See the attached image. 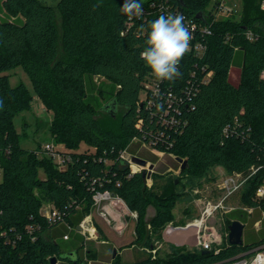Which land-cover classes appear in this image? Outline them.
Returning a JSON list of instances; mask_svg holds the SVG:
<instances>
[{
    "label": "trees",
    "instance_id": "16d2710c",
    "mask_svg": "<svg viewBox=\"0 0 264 264\" xmlns=\"http://www.w3.org/2000/svg\"><path fill=\"white\" fill-rule=\"evenodd\" d=\"M262 1L241 0L239 16L212 21L211 16L206 18L212 0H141L139 18L120 12L123 0H59L55 6L40 0H0V233H5L0 236V264H51L53 258L82 264L83 238L75 229L89 213L93 195L105 191L136 214L135 244L152 246L148 229H162L171 220L177 183L168 179L154 192L146 177L131 173L119 155L134 138L148 142L161 134L156 148L186 160L178 174L187 180L201 179L213 167L246 174L263 165ZM96 4L100 6L94 9ZM199 12L204 13L203 20L195 17ZM168 14H181L211 30L206 54L201 59L186 54L179 65L182 76L168 81L177 92L188 84L192 70L197 78L201 67L212 73L186 99L188 104L181 105L178 132L166 129L159 117H151L138 104L150 73L139 55L146 39L140 26ZM246 30L256 39L248 41ZM16 67L27 74L34 95L53 114L47 131L54 143L69 151L63 168L46 155L21 147L28 124L18 133L13 119L31 109L33 97L23 83L10 84L7 72ZM233 69L238 76L235 84L229 80ZM120 109L124 112L118 115ZM81 145L91 151L79 152ZM263 177L260 168L244 185L240 201L264 213V199H253ZM43 204L61 212L64 222L50 224L39 213ZM149 205L155 212L145 221ZM28 225L38 229L29 234ZM67 232L76 240L71 245L76 261L61 258L66 253L57 239ZM258 234L257 241L250 236L240 246L225 244L218 254L197 250L180 258L147 255L110 264H215L264 243V222ZM15 235L20 238L10 242ZM87 253L89 259L95 258V253Z\"/></svg>",
    "mask_w": 264,
    "mask_h": 264
},
{
    "label": "rangeland",
    "instance_id": "374dc122",
    "mask_svg": "<svg viewBox=\"0 0 264 264\" xmlns=\"http://www.w3.org/2000/svg\"><path fill=\"white\" fill-rule=\"evenodd\" d=\"M40 1L47 5L55 6L59 0ZM225 7L231 9L234 15L239 16L242 11V2L241 0H225ZM261 9H264L263 1L261 3ZM57 19L59 22L58 16ZM7 74L9 75V81L12 86H16L19 82L23 83L29 94L33 97L31 109L20 113L13 119L14 128L18 133L22 132L24 123L28 124L25 130L26 135L25 137H21L20 140L21 147L28 151L37 152L39 156H41L39 151L45 144H52L54 151L61 156L63 155L62 153L69 152L62 146H58L49 137L47 128L53 114L50 110L44 109L38 101V103L36 102L34 91L27 74L21 67H16L8 71ZM237 78V72L233 69L230 72L229 80L235 84ZM122 112H124V109H120L118 115ZM78 151H91V149H88L85 145H81ZM126 153V159L129 158V155L133 154L145 160L148 165H152L151 174H156L157 177L150 178L148 185H150L154 192H159L168 179H175L177 183L174 187L175 198L171 211V220L162 229H148V235L152 240V245L158 247L155 256L160 259H168L170 257L180 258L182 254H190L197 251V248H193L194 237L192 229L182 231V229L173 228H184L192 222L198 216L205 201L214 203L218 200L217 184L220 178L224 177L227 172L220 167H213L203 178L187 180L179 178L178 172L181 163H178L172 156L153 154L147 147L139 143H133ZM40 175L42 177V174ZM240 193L235 194L225 204L227 208H235L236 210L233 209L231 212L223 215L217 213L210 219V223L220 232L224 233L230 222L239 221L245 225L242 235L243 241L249 240L250 236L253 241H257L259 239L258 232L263 229L264 215L258 210H253L251 215L242 213L240 211L241 207H245V205L240 201ZM238 207H240V210ZM46 208L47 206L43 205V211ZM99 211L100 209L97 208L95 210L91 207L89 213L84 216V221H91L97 227V239H83V248L80 249L82 257L88 254V251H91L95 253V258L91 259L92 264H110L114 260H118L121 263H129L147 256V253L142 250V247L139 244H135L134 241L135 234L133 227L136 218L133 212L128 208L123 209L122 222L125 225V230L118 232L114 229L113 225L105 222V219L98 214ZM154 212V206L149 205L146 209L144 220L148 221L154 215ZM259 219L262 220V223L257 232L254 222ZM166 228H172V237L169 236L168 238L164 236V229ZM66 234H68V240H63L62 238L57 239L64 253L73 251V246L71 245L76 241L73 233L69 234L67 232ZM184 238H186V246H180L177 242L182 241ZM77 244L80 245V243ZM55 264H67V262L58 260Z\"/></svg>",
    "mask_w": 264,
    "mask_h": 264
},
{
    "label": "built area",
    "instance_id": "2783aa9c",
    "mask_svg": "<svg viewBox=\"0 0 264 264\" xmlns=\"http://www.w3.org/2000/svg\"><path fill=\"white\" fill-rule=\"evenodd\" d=\"M212 8L210 11V15H207L206 18H212V21L219 19L220 17H230L233 15L231 9H227L225 7V0H212ZM263 7H264V0H263ZM185 18V17H184ZM184 23L189 27L192 33V41L190 51L187 53L193 56L196 59H201L207 52V37L211 35L210 26L207 24H203L202 22H196L192 19L185 18ZM244 37L248 41H253L256 39V35L251 30H246L244 33ZM191 78L188 80V84L179 87L180 89L175 92L176 90L171 87L168 81H157L152 75L151 72L147 76L146 80L143 82L142 85V92L140 95V99L138 104L140 108H144L146 111L150 113V116H157L166 129L174 130V132H178L180 128V121L178 117L180 116L181 110L180 107L182 104H188L190 99V95L194 94L199 88V85L206 84L210 78L212 73L210 71H206L205 67L200 68V78H197V73L195 70L190 72ZM260 79L264 80V69L260 72ZM188 101H187V100ZM44 107V106H43ZM45 109V108H44ZM159 137H154L151 141L145 142L143 140H139L134 138L129 144V146L123 150L119 158L120 160L124 161L130 168L131 173L142 171V167L131 162L132 157H137L136 155H129V158H125V154H127L128 148L133 143H139L147 149L150 150L153 154H163L166 155L163 151H160L156 148V142L159 141ZM40 154L46 155L47 157L51 158L53 162L59 167L63 168L65 163L69 160L68 152L57 154L54 151L52 144H45L41 147L39 151ZM172 156V155H168ZM176 159L174 156H172ZM138 158V157H137ZM260 168H264V159L263 165L261 167H251L249 172L244 173H227L224 177L220 178L219 183L217 184L218 195L219 198L216 202H209L205 201L201 210L199 211L198 216L189 224H187L184 228H173V229H182L194 230L193 237H194V246L193 248H197L199 251H212L213 254H218L221 248L228 244V230L224 233L220 232L214 225L210 223V219L213 218L217 213L221 215L227 214L231 212L235 208H227L225 206L226 202L230 200L235 194L240 193L247 183V181L258 171ZM147 171L149 170L148 166L146 167ZM181 166L179 167V171ZM151 173L149 177H146V184L148 185L149 179L151 177ZM179 173V172H178ZM0 177H1V167H0ZM254 200L259 201L264 199V177L261 183L257 186L254 192ZM93 203L92 208L95 210L98 208L100 211L98 214L105 219L107 224L113 225L114 229L118 232H123L125 230V225L122 222V214L123 209L127 208L122 199L117 197L111 192H97L92 197ZM43 205L47 206L46 210L43 211ZM39 210L41 216H43L50 224H59L63 223V214L59 212L56 208H54L51 204H43ZM102 205V206H101ZM240 210V207H238ZM253 207H241L242 213H246L251 215L253 213ZM260 212V211H259ZM263 215L264 213L261 212ZM135 214V213H134ZM135 214V218H136ZM264 219V217H263ZM262 220L259 219L254 222V226L256 227V231L258 232L259 228L261 227ZM243 224V223H242ZM243 224V229H244ZM79 228V230H77ZM26 231L29 234L35 229H38V226L28 225L25 227ZM68 231H71L72 228L67 226ZM75 231L79 233V235L84 239H97V227L93 225L91 221H84L83 220L79 223L76 227ZM172 228L164 229V236H173L172 235ZM181 232V231H180ZM179 232V233H180ZM5 233H0V236H4ZM243 235V233H242ZM166 237V238H167ZM170 237V238H171ZM20 235H15L14 239L10 242L14 243V241L18 240ZM35 237H32L34 240ZM63 240H68V234L62 236ZM83 240V241H84ZM179 241V240H178ZM179 245H185L186 238L182 239V241L177 242ZM243 243V238H242ZM186 246V245H185ZM147 255L151 257H156L155 254L158 250L156 246H150L147 248H142ZM57 262V261H56ZM82 264H92V260L87 258V254L83 257ZM215 264H264V243L259 244L249 250H246L240 254H237L230 259L225 261L215 263Z\"/></svg>",
    "mask_w": 264,
    "mask_h": 264
},
{
    "label": "clouds",
    "instance_id": "9594fccd",
    "mask_svg": "<svg viewBox=\"0 0 264 264\" xmlns=\"http://www.w3.org/2000/svg\"><path fill=\"white\" fill-rule=\"evenodd\" d=\"M120 12L129 18L143 16L141 0H123ZM184 20L181 14L160 15L146 26H140L146 39L139 55L157 81H175L182 76L179 65L190 51L192 41V33Z\"/></svg>",
    "mask_w": 264,
    "mask_h": 264
},
{
    "label": "water",
    "instance_id": "95a60500",
    "mask_svg": "<svg viewBox=\"0 0 264 264\" xmlns=\"http://www.w3.org/2000/svg\"><path fill=\"white\" fill-rule=\"evenodd\" d=\"M204 13L203 12H199L196 14V18L199 20H203L204 18ZM113 109L115 111V106L113 105ZM176 161L178 163H181V169L184 168V166L186 165V160H182L181 158H176ZM131 162L141 166L143 169L140 172L141 175L143 177H149L151 171H147L146 167L148 166V169L151 170L152 169V165H148L147 162L143 159L137 158V157H132L131 158ZM77 230H79V228H77ZM227 230H228V245L230 246H240L242 245V233H243V224L240 223L239 221H232L228 226H227ZM208 251H202L201 254L205 255L207 254ZM62 259H70L72 261H76V253L75 251L72 252H68L64 255L61 256ZM56 259L53 258L51 260V264H55Z\"/></svg>",
    "mask_w": 264,
    "mask_h": 264
},
{
    "label": "crops",
    "instance_id": "0c3cea01",
    "mask_svg": "<svg viewBox=\"0 0 264 264\" xmlns=\"http://www.w3.org/2000/svg\"><path fill=\"white\" fill-rule=\"evenodd\" d=\"M35 100H36V102L38 101L40 104H41V102L39 101V99L35 96ZM37 102V103H38ZM42 105V104H41ZM43 106V105H42Z\"/></svg>",
    "mask_w": 264,
    "mask_h": 264
},
{
    "label": "bare ground",
    "instance_id": "6f19581e",
    "mask_svg": "<svg viewBox=\"0 0 264 264\" xmlns=\"http://www.w3.org/2000/svg\"><path fill=\"white\" fill-rule=\"evenodd\" d=\"M192 233H194V230H193V232Z\"/></svg>",
    "mask_w": 264,
    "mask_h": 264
}]
</instances>
